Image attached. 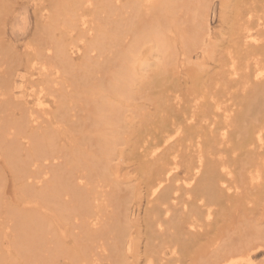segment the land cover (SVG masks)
<instances>
[{"label": "bare ground", "instance_id": "obj_1", "mask_svg": "<svg viewBox=\"0 0 264 264\" xmlns=\"http://www.w3.org/2000/svg\"><path fill=\"white\" fill-rule=\"evenodd\" d=\"M214 2L0 0V264H264V0Z\"/></svg>", "mask_w": 264, "mask_h": 264}, {"label": "rangeland", "instance_id": "obj_2", "mask_svg": "<svg viewBox=\"0 0 264 264\" xmlns=\"http://www.w3.org/2000/svg\"><path fill=\"white\" fill-rule=\"evenodd\" d=\"M218 8H219L218 0H216V2H214V4H213L212 12H211V19L210 20H211V24L212 25H214L215 23L217 24ZM261 259H262V254H259V255L256 256L254 262L255 263H259Z\"/></svg>", "mask_w": 264, "mask_h": 264}]
</instances>
